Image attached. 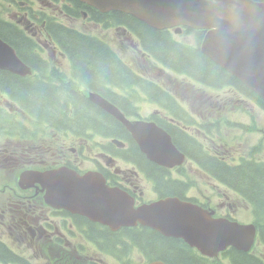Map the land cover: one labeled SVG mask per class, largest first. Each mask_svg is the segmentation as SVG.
I'll return each instance as SVG.
<instances>
[{"label":"flooded vegetation","instance_id":"af4514ba","mask_svg":"<svg viewBox=\"0 0 264 264\" xmlns=\"http://www.w3.org/2000/svg\"><path fill=\"white\" fill-rule=\"evenodd\" d=\"M114 16L117 20L108 26H112L118 33L122 31L127 35L135 49L134 57L136 58L138 51L143 58L151 57L139 47L140 42L134 39V30L125 22H120L122 18L125 20L126 18L118 13ZM40 23L42 27L39 26L38 29L34 26L32 34L37 32L42 36L44 29L47 36L54 39L51 45L42 48L51 51L50 57L54 67L52 70L43 71L38 64L37 69L51 74L53 79H60L58 82L51 81L52 84L60 86L62 83L65 88L74 89L84 97L91 92H97L130 120L155 123L171 136L182 152L187 156L192 155V159L200 152L210 151V146L200 144L201 137L210 142H216V139L219 141L229 139L231 135L229 125L232 119H214L203 114H201L203 118H195L193 113L201 110L207 113L214 101L210 100L211 95L206 94L203 95V100H199L200 94L196 96L191 94L189 96L191 100H186L184 96L186 91L182 89L178 80L176 85H159L145 74V70H141L137 76L140 79L138 85L126 84L123 87L104 84L96 90L92 89L87 82L78 80L76 71L72 69L71 55L62 46L59 38L55 37L56 24H51L50 21ZM96 24L100 25L98 22ZM184 30L203 36L196 29L186 27ZM195 39V43H198L197 37ZM60 48L65 50L67 55ZM58 56L63 58L66 66L58 63ZM37 61L40 63L46 60L37 57ZM168 68L183 76V70L174 71L173 67ZM162 71L160 72L165 74ZM170 83H173L171 77ZM227 98L232 100V97L225 96V99ZM194 103L196 108L192 113L188 108ZM0 109L12 117L2 119L1 131L4 134L0 135V243L17 257L10 259V256L3 255L5 259L0 257V262L5 264H108L103 258L104 253H109L107 250L110 249L105 241L108 234L112 232L116 234V241L111 247L119 250L121 240L126 242L128 248L133 244L137 245L129 237L121 239L122 235L127 234L132 228L138 227L140 229L136 230L140 232L148 229L138 224L121 226L115 230L108 224L62 206L61 194L64 191L50 190L39 180L27 179L29 172L44 173L56 170L60 180H67L70 173L75 174L77 178L92 174L95 178L103 179L109 190L124 191L133 200L134 208L167 197H177L202 206L212 212L214 217L237 218L242 212V205L246 204L228 186L216 180L214 174L217 172L213 165L206 171L207 169L195 167L192 159L185 161L190 164V169L193 170L195 167L196 171L205 172L213 179L204 181V186L200 187L199 184L195 185L188 181L190 172L187 166L182 164L168 167L149 160L134 141L130 131L119 120L124 129H120V133L113 136L96 129L92 130L87 125L79 126L78 122H74L75 125L73 123L72 126L56 125L27 116L21 107L1 92ZM187 113L193 118H186ZM215 123H218L219 127L212 130L210 126ZM221 128L225 130L223 136L216 134ZM136 156L144 158L138 161L137 158H133ZM148 162L155 163L157 167L153 168ZM174 185H178V188L175 189ZM94 194L99 195L100 192L95 191ZM257 226L258 236L260 235L262 242L258 243L254 253L264 264V258L257 254V250L264 247V240L261 237L263 224ZM169 238L180 241L182 248H186L198 258L201 257L196 249L184 241L175 237ZM140 254L142 259L140 264H145L149 254L141 250ZM118 259L120 264V257Z\"/></svg>","mask_w":264,"mask_h":264},{"label":"water","instance_id":"95a60500","mask_svg":"<svg viewBox=\"0 0 264 264\" xmlns=\"http://www.w3.org/2000/svg\"><path fill=\"white\" fill-rule=\"evenodd\" d=\"M102 12L121 11L160 30L182 26L205 29L201 52L264 97V2L256 0H81ZM12 47L0 38V69L29 73ZM89 98L119 120L132 134L147 158L173 167L185 154L171 136L155 123L131 121L98 93ZM122 143V142H121ZM67 180L51 171L40 180L50 190H62V206L110 225L113 229L141 222L168 237L183 238L208 256H217L228 245L248 251L255 240L254 226L213 218L211 213L179 198H167L140 208L122 190H109L105 181L89 174ZM99 191V195L94 192ZM50 198H53L50 196ZM152 264H164L153 262Z\"/></svg>","mask_w":264,"mask_h":264},{"label":"trees","instance_id":"16d2710c","mask_svg":"<svg viewBox=\"0 0 264 264\" xmlns=\"http://www.w3.org/2000/svg\"><path fill=\"white\" fill-rule=\"evenodd\" d=\"M75 1V8L68 9L69 14L72 16H80L81 12L86 11L90 20L107 24L117 19L114 16L115 13L121 14L126 18V20L122 18V22H125L134 30L138 38L141 39L142 44H144V48L152 52L165 66L173 67L175 70H183L186 76L213 88H220L223 85L236 87L264 108V99L259 98L253 91L247 89L238 78L214 63L200 49H196L195 46L197 45L184 46L177 43L171 39L170 34L162 33L131 15L122 12L101 13L80 0ZM51 24H56L54 25L55 37L59 38L62 46L71 55L78 79L87 82V85L92 89L96 90L104 84L124 86L134 79L136 82L139 81V77L132 72L133 70L118 58L116 52L103 40L74 28L64 27L58 23L51 22ZM202 34H204L203 31ZM197 36L200 45L202 36L199 34ZM0 37L15 47L25 62L30 63L29 58L35 56L36 47L32 38L16 27L15 24L1 17ZM32 58L35 62L34 67L37 68V57ZM0 90L6 92L13 101L19 103L31 117L42 119L41 121L64 126H72L74 122H78L79 126L87 125L88 128L103 131L109 135L119 134V130L124 129L117 119L96 106L82 93L65 88L62 83L60 86L52 84L51 80L46 77L31 80L30 77L23 78L1 70ZM1 119L0 116V131ZM132 146L134 148V143ZM198 150L200 151V146ZM199 155L201 157L195 158L198 162H201L202 158L208 163L209 168L213 165L214 170L217 172L215 174L218 177L239 190L254 203L255 213L261 219L258 223L259 225L263 224L261 237L264 240V162L249 161L231 167L210 157L205 151L200 152ZM133 158L140 161L144 157L136 156ZM148 164L153 168L157 167L155 163L148 162ZM174 188L177 189L178 185H174ZM163 192L167 193L166 190H163ZM128 237L151 258L165 260L170 264H208L203 258H198L186 248H182L180 241L165 237L156 230L145 229L140 232L133 228L127 234L122 235L121 239H128ZM105 241L107 246L110 247L109 250L106 249L109 252L115 250L118 253L128 246L125 241L121 240V248L119 250L113 249L111 245L113 246L116 241V234L113 232L105 237ZM0 251L2 259H5L2 257L3 255L10 256V259L17 258L1 243ZM226 254L229 255L233 264H262L254 255L238 251L235 248L226 251Z\"/></svg>","mask_w":264,"mask_h":264},{"label":"rangeland","instance_id":"374dc122","mask_svg":"<svg viewBox=\"0 0 264 264\" xmlns=\"http://www.w3.org/2000/svg\"><path fill=\"white\" fill-rule=\"evenodd\" d=\"M19 2V6L10 0H0V15L8 18L9 20L17 21L19 24H30L32 25L33 18L31 17V13L34 12H47L50 15L56 16L57 20L61 23L67 25L68 27L74 28L76 30H81L85 33L96 35L99 38L103 39L105 43H108L110 47L119 55L118 58L124 61V63L134 71V74L137 76L140 74L141 70H145V74L151 78L154 79L153 81L157 82L159 85L169 86L168 84H177V80L180 82L182 89H184L186 92L184 94L186 100H191L189 97L191 94L193 96H196L198 94L201 95L200 99L203 98V95H212L213 99L215 101L220 100L225 95V91L230 92L229 87L223 88V86L220 88L221 90L213 89V87L202 84L199 81L191 80L188 77L177 75V73L171 71L166 66L163 67L158 61L157 57L152 53L149 52L150 56L149 58H143L141 54L138 51L136 53V58L134 57L133 50H135L132 47L131 42L128 40L129 38L125 33L120 31L118 33L112 26H106L105 24H96L95 22L88 19L87 16L83 15V13H80V16H65L61 13V8L57 4L48 5L44 0H17ZM20 7H24V10L20 9ZM28 7H32V11L28 12L25 10ZM39 29V24H35ZM42 33V31H41ZM33 34L36 36V40L38 45H41L47 42V37L43 36L41 37L40 34L37 32H33ZM196 35L194 33H181L180 35H175L174 40L177 41L180 44L187 45V44H195L196 42ZM141 45L139 44V47L141 48ZM45 53V54H44ZM41 53L42 57L47 60L49 63V66L52 67L54 62L52 61V58L50 57V54L47 52ZM58 63H62L64 66H66V62L63 61L60 57L57 58ZM162 68L163 71L160 69ZM160 71L164 72L165 74L161 73ZM175 71V69H174ZM48 73H43L42 75H47ZM170 77L172 78L173 83H170ZM48 78V77H47ZM60 80V79H59ZM140 80V79H139ZM128 85H138L140 84V81L136 82L134 79L133 81H129ZM238 88L235 87V89L232 90V94L234 98L242 97L240 94H237ZM83 95V94H82ZM84 96V95H83ZM86 97L89 99V97L86 95ZM211 99V96H210ZM184 100V99H183ZM235 99H233V102H230L227 104L226 108L222 107L221 105H216L206 113V116H210L214 119H223L227 114L232 120V123L230 124L229 128L232 130L231 135L228 139V143L220 142L219 139H216V144H222L225 146H230L233 143V152L237 154V157H253L252 160L258 159L260 161H264V141L262 143L259 142V139L261 138L260 134L254 133L255 125L258 124L260 128L264 129V111L254 102V104H238L235 103ZM196 108V103L191 108H188L192 113L193 109ZM194 114L195 118H201L203 114V111H197ZM186 118L192 119L188 113ZM203 118V117H202ZM219 127V124L216 123L215 129ZM213 129V130H215ZM216 134L219 136H223L225 134L224 128H221V131H216ZM239 134V135H238ZM200 144L207 147L210 146V148H213V143L205 140L203 137L200 139ZM238 148V149H236ZM222 149V148H221ZM200 157L198 154L195 158ZM228 153H226V159L228 158ZM188 158L192 159V155H188ZM197 160V159H194ZM236 162H239V160L236 159ZM185 166H187L188 172H190V175L187 177L188 181L191 183H194L195 185L199 184L200 187L202 184L201 180H209L211 181L212 178L207 174L199 173L198 171L194 169H190V164L188 162L184 163ZM201 179V180H200ZM239 220H242L244 222L250 223L249 213H248V207L244 208L242 210V214L239 215ZM120 260L123 261H129L130 264H139L141 259V254L137 250H133L132 247L126 248L121 253ZM257 254L264 258V247H260L257 250ZM45 257V255H44ZM104 260L108 264H119L117 257H112L109 254L104 253L103 255ZM216 264H231L230 261L222 256L218 259V263Z\"/></svg>","mask_w":264,"mask_h":264},{"label":"bare ground","instance_id":"6f19581e","mask_svg":"<svg viewBox=\"0 0 264 264\" xmlns=\"http://www.w3.org/2000/svg\"><path fill=\"white\" fill-rule=\"evenodd\" d=\"M75 56V55H74ZM129 84V83H128ZM126 86V85H125ZM124 87V86H123ZM246 87V86H245ZM247 88V87H246ZM247 89H249V88H247ZM6 90V89H5ZM250 90V89H249ZM245 93V92H244ZM242 93V92H240L239 90H238V92H237V94H240L241 96H242V98H244L245 100H247V101H251V98L245 93ZM70 95V94H69ZM19 101V100H18ZM70 101V100H69ZM78 105V104H77ZM68 113V112H67ZM39 120V119H38ZM37 120V121H38ZM42 119H40V121H41ZM83 121V120H82ZM45 122V121H44ZM3 125V124H2ZM103 125V124H102ZM93 130V129H92ZM18 131V130H17ZM15 132V131H14ZM103 132V131H102ZM108 135V134H107ZM239 135V134H238ZM113 136V135H112ZM251 159L253 158V157H250ZM252 212L253 213H255V208L254 207H252ZM103 241V240H102ZM101 241V242H102Z\"/></svg>","mask_w":264,"mask_h":264}]
</instances>
